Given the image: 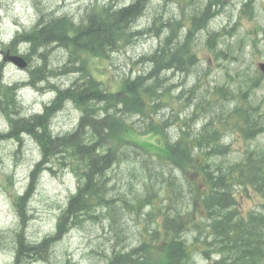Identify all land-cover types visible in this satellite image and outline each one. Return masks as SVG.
<instances>
[{"label":"trees","instance_id":"obj_1","mask_svg":"<svg viewBox=\"0 0 264 264\" xmlns=\"http://www.w3.org/2000/svg\"><path fill=\"white\" fill-rule=\"evenodd\" d=\"M146 1L133 0L117 9H113L112 5L105 6L99 13L89 16L88 23L84 24L76 23L66 15L55 17L44 14L32 28L18 32V40L27 46L25 57L30 65L35 64V68L32 66L30 70L29 83H50V87L54 88L52 91L56 93L53 102L45 105L42 112L24 114L17 92L20 84L5 81L4 64L0 62V109L9 122L7 131L0 133V138L15 137L21 141L22 135L31 133L42 147V159L30 177L32 183L29 182L25 192L18 195L21 216L28 213V204L36 190L35 176H40L44 167L42 164L47 163L54 152H63L65 155L60 163L70 164L73 171H78L80 178L78 190L70 196L68 207L62 211L55 234L48 235L39 243H30L24 233H20L16 264L28 257H45L43 251L46 248L58 242L67 229L88 222L89 214L113 216L118 213L122 218H127L126 210L131 203L138 207L135 214L139 230L134 231L135 236H139L140 243L145 239L147 241L140 247L130 246L125 250H120L114 243L106 264H116V258H120V264H192L193 251H200L209 257L210 250L220 256L216 264H264V213L253 212L249 216H242L233 190L235 185L245 188L250 185L264 194V154L249 151L242 161L230 164L216 162L215 156L226 154L230 149L221 142L223 130L212 125L210 129L191 133V129L187 128L189 124L185 128V120L179 117L174 120L176 123L180 121L179 134L174 141L170 138L171 132H167L161 123L157 124L153 119L149 121L146 128L155 134L156 141H149L150 147L144 150L146 153L139 147L138 150H128L125 145L118 146L110 141L109 136L114 134H117V139L131 133L136 139L144 135L137 133L134 123L130 125L131 129L135 128L134 131L128 129L129 123L125 117L128 114H141L150 119L151 110L153 113L160 110L171 99L175 85L165 86L168 72L190 70L197 64L198 55L188 41L177 42L179 32H174L171 26L167 28L160 45L144 57L149 61L150 69L135 77H125L116 90L101 83L86 69L84 62L78 65L69 61L70 66L67 63L56 68L51 64L46 66L47 47L54 43L69 50L70 56L76 59L85 54L107 57L114 48L129 44L135 32L133 24L146 9ZM206 10L209 11V6ZM143 33V30L136 31L139 36ZM79 52L84 53L80 55ZM39 57L45 66L36 64L35 59ZM72 69L81 70L84 74L76 78L71 86L61 88L49 81L52 78L49 76L56 77ZM166 93L168 100L165 99ZM175 97L179 100V95ZM246 99V94H241L242 104L237 103L217 117H223L221 124L226 129L232 127L247 138H252L264 132V123L258 119L256 108ZM67 100L75 101L81 108L79 123L71 132L54 134L51 131L52 118ZM210 100L214 101L206 96L200 102L208 103ZM203 107L204 104H201L200 108ZM214 112L216 115L218 110ZM162 121L170 127L173 120L169 117ZM145 141L148 144V140ZM124 161L130 163L127 172L131 179L126 185L133 191L127 196L118 181L113 185L109 182L110 170ZM83 215L88 217L85 221L81 220ZM109 226L112 233H115L113 230H125L113 228L110 223ZM118 231L116 236L119 235ZM116 236L112 238L113 242ZM150 250L157 252L155 260L148 253ZM122 252H126L125 255L117 256ZM65 264L77 263L67 260Z\"/></svg>","mask_w":264,"mask_h":264},{"label":"rangeland","instance_id":"obj_2","mask_svg":"<svg viewBox=\"0 0 264 264\" xmlns=\"http://www.w3.org/2000/svg\"><path fill=\"white\" fill-rule=\"evenodd\" d=\"M106 1L0 0V52L13 45V52L27 53V46L21 45L17 38L18 32L32 28L39 16L45 14L56 17L65 14L80 23L88 14L100 10ZM129 1L116 0L115 5ZM246 2L250 5L246 7L247 13L243 10ZM214 4L217 5L213 6ZM209 5L210 11L207 12ZM145 7L142 16L133 24L135 32L129 39L131 42L111 50L107 57L83 55L79 52L78 54L83 56L77 60L69 56L70 53L63 46L54 43L47 47L51 50V63L46 61V65L52 64L56 68L69 61L78 65L84 62L86 69L101 83L116 90L124 77H135L136 74L150 69L151 65L144 57L158 47L166 35V29L171 26L174 32H179V44L187 40L191 49H195L198 62L190 70L169 71L165 86L175 85L168 101L174 108H160L159 112L154 114L156 123L158 124L159 120L166 128L162 120L172 117L171 135L169 134L171 139H175L178 134L174 120L179 113L182 119L193 113L187 127L191 129V133L210 129L212 125L221 128L224 131L223 143L229 145L230 149L226 154L215 156L216 162L230 164L242 161L249 151L258 155L264 154V132L247 138L232 127L224 128L221 124L223 117H217L237 103L242 104L240 95L244 93L248 103L256 108L258 119L264 123V73L258 67V63L264 61V0H151L146 2ZM200 23L203 25L199 26ZM137 29H144V33L141 36L136 35ZM213 32V39L209 43V36ZM2 56L3 54L0 55V61H3ZM35 60L36 64L41 63L38 58ZM5 62V81L20 84L19 101L24 114L42 112L45 105L50 104L56 96L52 91L54 88L50 87V83H29L34 62L27 69H20ZM70 72L56 77L49 76L52 77L49 81L64 88L71 86L77 77L83 76V72L78 69ZM200 94L212 100L216 96L219 98L213 102L210 100L208 103H202L199 100ZM174 95H179V100ZM180 100L185 102V107L179 104ZM201 104H204L202 109ZM214 110H218L216 115ZM81 114L77 105L72 100H67L64 107L52 118L51 131L54 134H63L74 130ZM125 118L129 123L128 129H131L130 125L134 123L137 133L144 135L137 137L138 140L132 133L121 139H117V134H114L110 137L113 144L125 145L128 150H138V147L146 150L150 147L149 141H156L155 134L146 128L147 119L138 114H128ZM207 119H212L213 124L202 125ZM8 127L7 117L0 109V133L6 132ZM134 129L132 127L131 130ZM22 137L21 141L15 137L0 138V264H16L20 233H24L28 242L39 243L57 231L62 211L66 208L70 196L77 190L79 182L78 171H73L66 162L60 163V156L48 160L41 169L42 174L40 173L37 180L35 193L28 204V213L22 217L18 210V194L25 192L33 168L42 159L41 147L37 140L29 134ZM145 140H148V144ZM129 165V162L124 161L110 170L109 182L113 185L118 181L126 196L133 192L126 185L128 179H131L127 172ZM243 187L233 186L240 214L246 217L253 212L264 213V194L250 185ZM137 209L138 207L131 203L126 210L127 218H122L118 213L113 216L103 215L104 218L100 213H97V216L89 214L88 222L67 229L58 242L46 248L43 251L45 257H28L27 260H20L19 264H64L68 259L79 264H106L114 243L120 250H125L130 246L140 247L147 241L145 239L140 243L139 236H135L134 231L139 230L135 214ZM87 218L83 215L81 220L85 221ZM109 223L113 228L125 230H113L115 233L118 231L119 235L116 236L111 232ZM115 236L113 242L112 238ZM126 252L118 253L117 256L125 255ZM149 252L155 260L153 253L156 251ZM218 258L214 250H210L209 258L196 252L193 264H213ZM116 259V264H120V258Z\"/></svg>","mask_w":264,"mask_h":264},{"label":"bare ground","instance_id":"obj_3","mask_svg":"<svg viewBox=\"0 0 264 264\" xmlns=\"http://www.w3.org/2000/svg\"><path fill=\"white\" fill-rule=\"evenodd\" d=\"M146 2H147V3H148V2H151V0H147ZM122 5H123V4H122ZM120 6H121V5H118V7H120ZM56 16H57V15H56ZM38 21H39V20H38ZM27 32H28V31H27ZM26 41H27V40H26ZM26 41H25V42H26ZM23 43H24V42H23ZM28 43H30V41H28ZM24 45H25V43H24ZM15 46H16V45H15ZM12 47H13V46H12ZM12 47H11V48H12ZM51 47H52V46H51ZM117 48H119V47H116V48H114L113 50H115V49H117ZM64 49H65V48H64ZM65 50H66V49H65ZM113 50H112V51H113ZM48 51H49V50H48ZM50 51H51V50H50ZM50 51H49V52H50ZM67 51H68V53H70L69 50H67ZM49 52H46V56H47V58H48V61L51 60V56H50ZM29 53H30V52H29ZM83 53H84V52H82V54H83ZM112 54H113V53H112ZM51 55H52V54H51ZM70 55H71V54H69V56H70ZM111 58H112V57H111ZM38 59L41 61V63H37V64H38V65L45 66L44 64H42L43 61L40 59V57H39ZM68 59H69V58H68ZM74 59H75V58H74ZM74 59H73V60H74ZM32 60H33V59H32ZM77 60H78V59H77ZM35 61H36V60H35ZM48 61H47V62H48ZM31 62H32V61H31ZM50 63H51V61H50ZM71 63H72V62H71ZM46 64H47V63H46ZM64 64H65V63H64ZM48 65H49V64H48ZM51 65H52V64H51ZM68 65H69V63H68ZM70 65H71V64H70ZM70 65H69V66H70ZM75 65H76V64H75ZM46 66H47V65H46ZM49 66H50V65H49ZM64 66H65V65H64ZM36 67H37V66H36ZM34 68H35V67H34ZM48 68H49V67H48ZM63 68H64V67H63ZM35 70H36V69H35ZM1 71H2V70H1ZM65 71H66V70H65ZM70 71H71V70H70ZM70 71H69V72H70ZM72 71H73V69H72ZM76 71H77V70H76ZM76 71H75V72H76ZM87 72H88V71H87ZM63 73H64V72H63ZM70 73H71V72H70ZM165 73H166V72H165ZM83 74H84V73H83ZM84 76H85V75H84ZM131 76H132V75H131ZM131 76H130V77H131ZM0 77H1V76H0ZM3 77H4V76H3ZM85 79H86V77H85ZM87 79H88V77H87ZM124 79H125V77H124ZM80 80H82V79H80ZM83 80H84V79H83ZM30 81H31V80H30ZM46 81H47V80H46ZM101 81H102V80H101ZM27 83H28V82H27ZM27 83H26V84H27ZM77 83H78V82H77ZM81 83H82V82H81ZM85 83H86V82H85ZM7 84H8V83H7ZM15 84H16V83H15ZM17 84H18V83H17ZM21 84H22V83H21ZM0 85H1V84H0ZM2 85H3V84H2ZM18 85H19V84H18ZM99 85H100V84H99ZM8 86H9V85H8ZM10 86H11V85H10ZM100 86H101V85H100ZM102 86H103V85H102ZM93 87H94V86H93ZM18 88H19V87H18ZM18 88H17V89H18ZM20 88H21V87H20ZM71 88H72V87H71ZM96 88H97V86L95 85L94 89H96ZM2 91H3V90H2ZM17 92H18V91H17ZM17 94H18V93H17ZM14 96H15V95H14ZM199 96L201 97V98L199 99V100L201 101L202 98H203V97H202V94H200ZM66 98H67V97H66ZM105 98H106V97H105ZM98 99H99V98H98ZM99 100H100V99H99ZM99 100H95V101L97 102V101H99ZM102 100H103V99H102ZM102 100H101V101H102ZM16 101H17V100H16ZM104 101H105V100H104ZM52 102H53V101H52ZM74 102H75V101H74ZM96 102H94V104H95ZM102 102H103V101H102ZM105 102H106V101H105ZM99 103H100V102H99ZM79 105H80V104H79ZM110 105H111V104H110ZM21 106H22V105H21ZM46 106H47V105H46ZM50 106H51V105H50ZM80 107H82V106H80ZM88 107H89V106H88ZM14 108H15V107H14ZM46 108H47V107H46ZM51 108H52V107H51ZM54 108H55V107H54ZM77 108H78V106H77ZM19 110H20V109H19ZM22 110H23V109H22ZM22 110H21V111H22ZM16 111H17V110H16ZM56 111H57V109H56ZM80 111H81V108H80ZM54 112H55V111H54ZM22 113H23V112H22ZM45 113H46V112H45ZM45 113H44V114H45ZM87 113H88V112H87ZM47 114H49V113L47 112ZM16 115H17V114H16ZM51 115H53V114H51ZM13 116H15V115L13 114ZM32 116H33V115H32ZM80 116H81V115H80ZM49 118H50V116H49ZM27 119H28V118H27ZM48 121H49V120H48ZM87 125H88V124H87ZM47 126H48V128H49L50 124L47 125ZM90 126H91V125H90ZM86 127H87V126H86ZM36 128H37V127H36ZM36 130H37V129H36ZM43 130H44V129H43ZM43 130H42V131H43ZM44 131H45V130H44ZM45 132H46V131H45ZM49 132H50V131H49ZM70 132H71V131H70ZM70 132H69V133H70ZM30 134H31V133H30ZM30 134H29V135H30ZM57 134H58V133H57ZM59 134H60V133H59ZM59 134H58V135H59ZM66 135H67V134H66ZM36 136H37V135H36ZM53 136H54V135H53ZM109 137H111V136H109ZM81 139H82V138H81ZM88 139H89V138H88ZM36 140H37V139H36ZM40 143H41V142H40ZM103 143H104V142H103ZM41 145H42V144H41ZM60 146H61V145H60ZM63 146H64V145H63ZM70 147H71V146H70ZM102 147H103V146H102ZM41 148H42V147H41ZM58 149H59V148H58ZM48 151H49V150H48ZM57 151H58V150H57ZM68 151H69V150H68ZM52 153H53V152H52ZM64 155H65V154H64L63 152H58L57 154H55V152H54V155H52L50 158H48V160H51V159L55 158V156H60L59 159H62L61 157H64ZM47 156H49V155H47ZM44 157H45V155H44ZM67 158H68V157H67ZM57 160H58V159H57ZM62 160H63V159H62ZM65 161H66V160H65ZM46 162H47V161H46ZM57 162H58V161H57ZM39 163H40V162H39ZM54 163H55V162H54ZM52 164H53V163H52ZM67 164H68V163H67ZM40 165H41V164H40ZM42 165H44V164H42ZM42 165H41V166H42ZM35 167H36V166H35ZM34 170H35V168H33L32 172H31V175H32V173L34 172ZM39 171H40V170H39ZM35 173H36V172H35ZM38 173H39V172H38ZM41 174H42V173H41ZM36 175H37V173H36ZM33 176H34V175H33ZM35 177H37V180L40 178L39 175H38V176H35ZM35 181H36V180H35ZM30 182H31V181H30ZM31 183H32V182H31ZM33 183H34V182H33ZM37 183H38V182H37ZM29 185H30V184H29ZM33 185H34V184H33ZM33 190H34V189H33ZM32 193H33V192H32ZM68 205H69V204H68ZM67 207H68V206H67ZM67 209H68V208H67ZM105 209H106V208H105ZM96 211H97V210H96ZM66 214H67V213H66ZM65 216H66V215H65ZM72 216H73V215H72ZM92 216H93V215H92ZM96 216H97V215H96ZM98 216H99V215H98ZM102 216H103V215H102ZM69 217H70V216H69ZM107 217H108V216H107ZM75 219H76V218H75ZM102 219H103V218H102ZM68 220H70V219H68ZM73 222H74V221H73ZM76 224H77V223H76ZM71 226H72V225H71ZM81 226H82V225H81ZM68 228H69V227H68ZM77 228H78V227H77ZM136 259H137V258H136ZM138 259H139V258H138ZM15 263H17V262H15ZM142 264H143V263H142Z\"/></svg>","mask_w":264,"mask_h":264},{"label":"water","instance_id":"obj_4","mask_svg":"<svg viewBox=\"0 0 264 264\" xmlns=\"http://www.w3.org/2000/svg\"><path fill=\"white\" fill-rule=\"evenodd\" d=\"M6 59L14 62L15 64H17L21 68H24L27 66V60L22 55H15V54L9 55L8 57H6ZM260 67L264 70V62L260 63Z\"/></svg>","mask_w":264,"mask_h":264}]
</instances>
